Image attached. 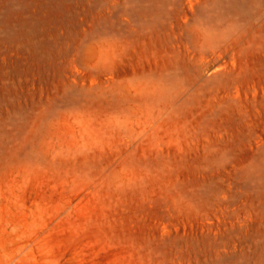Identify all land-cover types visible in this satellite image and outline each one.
Masks as SVG:
<instances>
[{"label":"rangeland","instance_id":"374dc122","mask_svg":"<svg viewBox=\"0 0 264 264\" xmlns=\"http://www.w3.org/2000/svg\"><path fill=\"white\" fill-rule=\"evenodd\" d=\"M0 264H264V0H0Z\"/></svg>","mask_w":264,"mask_h":264}]
</instances>
